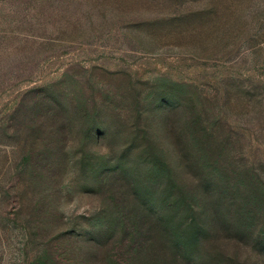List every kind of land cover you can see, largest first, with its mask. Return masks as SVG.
<instances>
[{"label": "rangeland", "instance_id": "rangeland-1", "mask_svg": "<svg viewBox=\"0 0 264 264\" xmlns=\"http://www.w3.org/2000/svg\"><path fill=\"white\" fill-rule=\"evenodd\" d=\"M195 159V254L264 264V0H0V264H101L120 182L191 217Z\"/></svg>", "mask_w": 264, "mask_h": 264}, {"label": "trees", "instance_id": "trees-1", "mask_svg": "<svg viewBox=\"0 0 264 264\" xmlns=\"http://www.w3.org/2000/svg\"><path fill=\"white\" fill-rule=\"evenodd\" d=\"M212 160L216 161L214 158ZM188 167L190 169L198 167L197 171L201 172L198 186L202 187V190L198 192L199 195L194 194L189 188L180 192V195L183 196L185 193V198L191 197L195 201L190 209L191 217L184 215L183 205L177 214L175 210H170V206H161L159 202L147 207L144 203L146 199H143L146 198L145 193L139 195L134 188L115 180L120 182L118 185L121 186L117 189V186L113 188L111 185L110 188L112 203H109L110 206L105 211L106 220L103 226L111 228L112 231L104 236L102 229L99 234L101 264H124L123 259L127 260L128 264H169L171 262L174 264L176 260L181 264V259H185L186 264H204V261L200 260L198 254L194 252L198 246L196 242L202 238V231L208 230L199 215V198L202 200L203 197L211 203L208 193L213 188L223 189L224 185L217 181L221 171L210 170L211 168L203 170L201 162L197 159ZM182 175L185 177L183 172ZM111 177L116 176L110 175L108 181ZM179 180L181 181L180 175ZM198 189L196 188V191ZM234 189L239 192L240 187ZM246 215L239 213L240 223L238 224L240 225L235 227L233 223H230L227 229L230 232L234 231L235 235L237 231L238 233L244 231L248 225L247 221L243 222L242 219H245ZM184 216H187L185 219H192L187 227L184 225V218L182 221L180 219Z\"/></svg>", "mask_w": 264, "mask_h": 264}]
</instances>
